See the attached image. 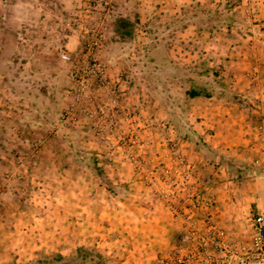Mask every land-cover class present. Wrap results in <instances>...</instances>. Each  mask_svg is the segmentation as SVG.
I'll return each mask as SVG.
<instances>
[{
  "label": "rangeland",
  "instance_id": "rangeland-1",
  "mask_svg": "<svg viewBox=\"0 0 264 264\" xmlns=\"http://www.w3.org/2000/svg\"><path fill=\"white\" fill-rule=\"evenodd\" d=\"M258 213L264 0H0V264H239Z\"/></svg>",
  "mask_w": 264,
  "mask_h": 264
},
{
  "label": "built area",
  "instance_id": "built-area-1",
  "mask_svg": "<svg viewBox=\"0 0 264 264\" xmlns=\"http://www.w3.org/2000/svg\"><path fill=\"white\" fill-rule=\"evenodd\" d=\"M254 253L239 256V264H264V214L258 213L252 220ZM207 264L210 261H206Z\"/></svg>",
  "mask_w": 264,
  "mask_h": 264
},
{
  "label": "trees",
  "instance_id": "trees-1",
  "mask_svg": "<svg viewBox=\"0 0 264 264\" xmlns=\"http://www.w3.org/2000/svg\"><path fill=\"white\" fill-rule=\"evenodd\" d=\"M191 95H192V97H197L199 94L197 92H191Z\"/></svg>",
  "mask_w": 264,
  "mask_h": 264
}]
</instances>
